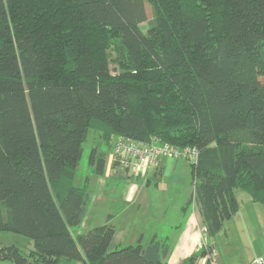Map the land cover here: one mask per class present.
Returning <instances> with one entry per match:
<instances>
[{
  "label": "trees",
  "instance_id": "16d2710c",
  "mask_svg": "<svg viewBox=\"0 0 264 264\" xmlns=\"http://www.w3.org/2000/svg\"><path fill=\"white\" fill-rule=\"evenodd\" d=\"M90 130L126 178L119 139L195 149L186 205L206 238L238 212L235 190L264 207V0H0V232L32 242L1 247L0 264H167L166 239L111 250L109 224L77 234Z\"/></svg>",
  "mask_w": 264,
  "mask_h": 264
},
{
  "label": "crops",
  "instance_id": "0c3cea01",
  "mask_svg": "<svg viewBox=\"0 0 264 264\" xmlns=\"http://www.w3.org/2000/svg\"><path fill=\"white\" fill-rule=\"evenodd\" d=\"M109 156L110 152L107 151L102 175H93L94 179H89V199L77 234L96 228H90L89 216L94 213H90V210L88 213L87 207L88 204H99L106 207V211L100 216V226L109 224L114 228L111 250L137 244L146 247L153 239H166L170 247L165 260L167 264H182L190 257L199 255L202 251L201 245L207 244L196 205H186L193 190L190 163L185 160L159 158L155 167L135 180L122 177L119 172L113 171ZM189 176L190 195L185 186ZM178 183H182L181 186H174ZM170 186H174V189ZM239 205L238 212L225 223L235 220L239 226L244 225L243 227L263 224L264 207L252 203L248 197L241 199ZM170 209L180 217L178 222L167 220ZM122 218L124 221L121 224ZM197 259L201 260V264H206L204 258L198 256ZM214 260L219 264L216 254Z\"/></svg>",
  "mask_w": 264,
  "mask_h": 264
},
{
  "label": "rangeland",
  "instance_id": "374dc122",
  "mask_svg": "<svg viewBox=\"0 0 264 264\" xmlns=\"http://www.w3.org/2000/svg\"><path fill=\"white\" fill-rule=\"evenodd\" d=\"M148 12V11H147ZM150 14V13H149ZM141 28L146 32L147 28L145 24L141 25ZM110 60V70L112 73L115 72L113 69H117L119 62L118 52L115 51L113 46L108 51ZM102 144L99 135L94 131H89L87 136V141L83 145V153L80 163L77 167L75 185L80 186L86 176L92 179L93 175L89 173L88 166V156L92 148L99 147L102 151H107V148L100 145ZM109 151V150H108ZM94 179V178H93ZM92 181V180H91ZM182 183L175 184L174 186H181ZM174 186L170 188L174 189ZM185 186L187 188L188 194L191 192V178L185 181ZM110 188V187H109ZM235 196L238 202L241 199H247V195L240 190H235ZM88 213H94L93 216H89L90 228L100 226L101 214L106 211V207L97 204L96 206H91L88 204ZM174 208V207H171ZM263 209V208H262ZM88 216V214H87ZM180 217L175 213L173 209H170L167 220L173 223L178 222ZM124 218L121 219V224ZM263 224L255 226L238 225V223L233 220L232 223H225L222 230L213 238H205L207 245H212L213 250L217 256L219 264H251L253 260L263 259L264 261V219ZM79 229V228H78ZM7 246H15L21 254H27L29 250L32 249V242L20 235L11 234L7 232H0V248ZM3 264H11L5 262ZM193 264H201V260L197 259Z\"/></svg>",
  "mask_w": 264,
  "mask_h": 264
},
{
  "label": "built area",
  "instance_id": "2783aa9c",
  "mask_svg": "<svg viewBox=\"0 0 264 264\" xmlns=\"http://www.w3.org/2000/svg\"><path fill=\"white\" fill-rule=\"evenodd\" d=\"M198 152L192 148L177 149L165 143L151 140L147 144H135L130 141L119 139L115 143L113 157L119 159V171L127 172L126 175L139 177L157 165L159 158L171 160H188L192 163L197 161ZM205 244L201 245L203 248ZM214 251L207 252L205 262L207 264L215 263ZM254 264H264L262 259H257Z\"/></svg>",
  "mask_w": 264,
  "mask_h": 264
}]
</instances>
